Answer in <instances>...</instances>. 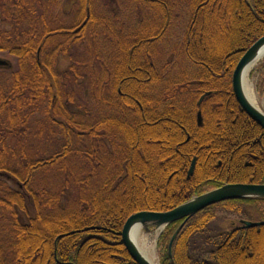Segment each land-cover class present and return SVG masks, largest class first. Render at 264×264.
<instances>
[{
    "label": "trees",
    "instance_id": "obj_1",
    "mask_svg": "<svg viewBox=\"0 0 264 264\" xmlns=\"http://www.w3.org/2000/svg\"><path fill=\"white\" fill-rule=\"evenodd\" d=\"M53 1L0 0L9 26L0 33V51L16 61L0 70V264H135L120 238L131 215L167 212L225 184L264 185V131L231 91L237 63L264 36V0H187L183 53L199 70L170 80L159 79L150 61L176 4L129 0L152 21L135 32L114 29L108 19L88 23L89 42L112 43L104 58L94 53L87 61L86 69L102 72L97 90L83 65L68 75L54 71L58 55L72 56L87 25L77 36L64 35L68 29L46 20ZM77 66L102 113L92 121L91 113L67 108L75 104L65 88L78 81ZM157 85L164 89L153 93ZM189 97L196 98L193 110ZM103 140L121 162L108 159ZM71 190L77 196L63 205ZM25 194L35 216L22 224ZM240 221L264 222V200L221 202L168 225L157 242L159 264H264V226L245 229ZM182 223L169 256V240Z\"/></svg>",
    "mask_w": 264,
    "mask_h": 264
},
{
    "label": "rangeland",
    "instance_id": "obj_2",
    "mask_svg": "<svg viewBox=\"0 0 264 264\" xmlns=\"http://www.w3.org/2000/svg\"><path fill=\"white\" fill-rule=\"evenodd\" d=\"M88 1H89V6L91 8L90 10L94 18L99 19V16L102 15L104 20L108 19V21H110L114 29L122 28L125 30V32L126 29L135 32L142 25V23L152 21L151 20L152 18L148 19L146 13H143L147 11L138 10L134 12L132 2L129 0H88ZM167 1H170L171 3L173 2L176 5H174L171 8L169 7V14H168L169 19L167 20V24L164 25L165 21H164V17H162L163 16L162 14L159 15L156 13L158 17L154 16L157 20H159L160 23H163L162 25H160L161 27L163 25L166 26V30L165 32L162 31L160 33L159 35L160 39L155 44L159 54L156 56L155 49H153L152 52L153 58L150 62L153 63L155 72L159 77V79H161V77L164 76L170 80V79H174L175 77L181 76L183 74L186 76V78L187 77L191 78L196 74V72L199 69L196 68L184 56L183 47H182L185 30L187 28L188 19L190 17V9L188 6L189 3L187 2V0H167ZM6 7L8 8V5H6ZM78 9L79 7L77 6V3L73 2L72 0H58V1L55 0V2L53 1V3L51 4L46 20L52 23L53 27L61 28V29L70 28L73 26V24L76 23L75 20L77 19L78 21V19L81 17V16L80 17L76 16L78 13ZM92 26H93L92 28L93 30L97 32L102 31V27L96 25L95 26L92 25ZM5 30H9V26L7 24H4V18L1 17V13H0V33H3ZM90 30H91V26L88 24L84 31L85 35L82 38V42H81L82 44L78 43L76 44L77 46L75 45L76 47L73 48L71 51L72 52L71 57H62L61 54L58 55L54 71H56L57 75H60L62 73L64 74L66 71H68L65 74L68 75L69 69L72 66L76 64H79L80 66L83 65L82 67L85 68V72H87L90 75L89 80L91 82L92 89L97 90L96 79L102 77V72L97 71L96 68L97 66H94V68H91L90 70L86 69L87 63L89 62L88 60L92 59V55L94 53H100L104 58L109 53L108 46L112 45V43L108 38L109 44L106 46L104 44V41L101 39V37L97 38L96 40L97 44L94 41L89 42L88 33L90 32ZM120 38L123 37L120 36ZM0 59L8 61V63L11 66V69L12 66L16 65V61L12 56L8 54V51L5 50L0 51ZM141 63H143V59H141ZM80 66H77L79 70V72H77L79 76L78 81L73 82L71 86L65 88L67 93L72 95V98L75 102L74 105L71 104L67 105V108L73 111L75 114H78V116H81L86 112L91 113L90 116L92 117L90 118V121H92L94 117H98L102 115V113L101 111H99V106L94 105V100L89 98L90 91L85 82L86 76L84 77L85 74L84 72L83 73L81 72ZM0 76L5 77V72L0 71ZM263 77H264V60L256 64V66H254L248 73V86L255 98L257 106L264 113V98L261 94V91L264 87ZM163 89H164V85H157L155 89H152V92L158 93V90L162 91ZM93 93H95V91ZM185 101L188 102L187 106L189 110H193V108L196 106V98L194 100V97L191 98L189 97V100L186 99ZM103 141L105 142L103 145L108 150V153L111 154V156L109 157L107 156L108 159L115 161V158L117 157V159L120 160L121 162L122 158L118 157V155L115 156V153L113 156L111 152L112 150L110 144L106 140ZM98 146H100V144ZM110 164L113 168H116V164H114L113 162H110ZM6 183L11 189L20 191L18 186H16L14 183L8 182V179ZM23 193H25V191ZM69 194L70 195L63 196L64 198L63 205L66 203L69 197L77 196V195H73L72 190L69 192ZM25 207H26L25 213L18 211L19 221L22 224H27L29 220L35 216V212L32 207L30 198L27 195H26ZM164 231L165 229L162 230L161 234H159V231L157 230H151L150 232H145L141 228V235L144 236L145 240L149 242L150 247H152L154 250L155 264H159L157 242L159 237L162 235Z\"/></svg>",
    "mask_w": 264,
    "mask_h": 264
},
{
    "label": "water",
    "instance_id": "obj_3",
    "mask_svg": "<svg viewBox=\"0 0 264 264\" xmlns=\"http://www.w3.org/2000/svg\"><path fill=\"white\" fill-rule=\"evenodd\" d=\"M264 46V36L258 39L241 57L231 76V90L233 97L242 112L254 122L262 131H264V113L254 108L245 98L242 89L243 72L252 62L255 61L258 51ZM0 68L10 69L8 61L0 59ZM205 96L201 97L197 103L200 106ZM198 126L202 125V115L198 111L196 114ZM195 159L192 160L187 177L189 178L194 170ZM242 199H263L264 185L255 184H225L219 188L192 197L188 201L180 204L176 208L167 212H138L128 217L123 224L120 232L121 243L126 250L129 258L135 264H149L137 251L130 241V231L136 225H139L145 232L151 230H163L168 225L184 220L187 221L200 211L225 201ZM245 229H252L264 226V222L240 221ZM183 224L171 236L168 243V254L171 255L172 244L181 230Z\"/></svg>",
    "mask_w": 264,
    "mask_h": 264
},
{
    "label": "bare ground",
    "instance_id": "obj_4",
    "mask_svg": "<svg viewBox=\"0 0 264 264\" xmlns=\"http://www.w3.org/2000/svg\"><path fill=\"white\" fill-rule=\"evenodd\" d=\"M264 60V46L258 51L257 57L254 62H252L243 72L242 77V89L246 100L257 110L261 111L257 106L255 98L248 86V73L250 70L256 66L259 62ZM232 76V75H231ZM262 112V111H261ZM130 241L137 249L139 254L149 263L155 264L154 262V250L150 247L149 242L145 240L144 236L141 235V227L136 225L130 231Z\"/></svg>",
    "mask_w": 264,
    "mask_h": 264
},
{
    "label": "flooded vegetation",
    "instance_id": "obj_5",
    "mask_svg": "<svg viewBox=\"0 0 264 264\" xmlns=\"http://www.w3.org/2000/svg\"><path fill=\"white\" fill-rule=\"evenodd\" d=\"M56 1H58V0H56ZM73 2H75V3H77V6L79 7V9H78V13H77V17H80L81 18V20H80V18L78 19V21H77V19L75 20V22L77 21L78 22V25H77V27L76 28H74L73 29V26L72 27H70V28H67L68 29V32H69V30H71L72 29V31H71V33L69 34L68 32H65V33H63L64 35H66V36H75V35H78L79 33H80V31H82V29L85 27V25H88V23H91L92 24V20H101V19H103V17H102V15L101 16H99V19L98 18H94V16L92 17L93 19H91V16H90V6H89V1L88 0H85V1H81V0H72ZM88 1V2H87ZM83 3V4H82ZM105 7V6H104ZM76 17V18H77ZM83 17V18H82ZM80 21V22H79ZM76 22V23H77ZM117 93L118 94H120V90L118 89L117 90ZM204 101V100H203ZM202 101V102H203ZM202 102H201V104H202ZM201 104H200V106H201ZM199 106V107H200ZM197 113V112H196ZM195 116H196V114H195ZM193 159H195V164H196V157H193L192 159H191V162H192V160ZM190 165H191V163H190ZM194 168H195V166H194ZM191 177V176H190ZM183 227V226H182ZM178 229V228H177ZM182 229V228H181ZM174 234V233H173Z\"/></svg>",
    "mask_w": 264,
    "mask_h": 264
}]
</instances>
